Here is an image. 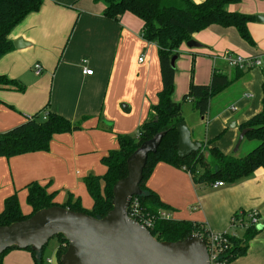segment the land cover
I'll use <instances>...</instances> for the list:
<instances>
[{"label": "crops", "instance_id": "crops-1", "mask_svg": "<svg viewBox=\"0 0 264 264\" xmlns=\"http://www.w3.org/2000/svg\"><path fill=\"white\" fill-rule=\"evenodd\" d=\"M104 8L93 0H43L37 12L10 32L12 50L0 58V76L18 81L24 89H0V133L43 109L81 123V129L53 136L46 152L0 158V213L13 194L19 205L20 197L26 204L25 187L30 183L48 186L60 205L78 201L91 210L84 179L106 173L101 160L118 149L117 137L133 136L157 104L162 89L157 47L142 39L140 19L129 13L118 21L108 19ZM227 10L254 17L247 25L254 45L245 43L234 28L212 25L194 34L192 40L201 47L183 44L174 62V103L181 102L191 81L208 85L213 70L231 77L235 69L222 59L226 51L241 57L264 55V0H241ZM257 16L262 17L260 23ZM35 65L42 70L38 76ZM84 69L92 74H83ZM243 72L211 100L204 119L191 103L183 104V120L193 141L215 140L212 145L223 154L234 152L240 126L261 110L263 71ZM213 185L194 184L190 174L164 163L157 164L145 182L173 209L171 219L198 223L212 234L240 238L243 231L232 230V217L256 211L262 230L250 241L246 255L228 264H264V170L233 184ZM49 260L56 264V255L55 262ZM3 264L33 260L30 252L13 249Z\"/></svg>", "mask_w": 264, "mask_h": 264}, {"label": "trees", "instance_id": "trees-1", "mask_svg": "<svg viewBox=\"0 0 264 264\" xmlns=\"http://www.w3.org/2000/svg\"><path fill=\"white\" fill-rule=\"evenodd\" d=\"M241 0H203L196 4L193 0H93L104 5L103 16L118 21L125 13L132 14L143 23L141 37L144 41L157 47L162 89L158 93V102L151 108L149 118L138 128L134 136H118V149L102 158L106 167L102 177L90 175L84 179L86 190L93 201L91 210H84L80 203L67 201L64 204L55 202V193H48V186L37 183L28 184L25 189L26 205L31 209L28 215L21 211L16 194L7 197L0 213V226H9L30 218L36 212L60 206L73 212H82L95 219H102L112 209V188L116 182L127 176L126 161L129 156L145 141L165 132L157 151L149 154L142 173L137 200L141 209L156 217L153 227L149 229L156 241L176 242L190 235L202 237L207 242L210 231L203 225L188 221H177L171 218L161 219V211L172 212L173 209L162 202L158 195L145 187V182L155 166L164 163L190 174L194 184H214L223 182L233 184L251 176L257 169L264 170V71L261 85V110L240 126V131L247 130L244 139L258 142V145L242 158L223 154L212 141H201L202 149L180 159L177 155L178 134L176 125L183 120V104L189 102L201 118H205L210 102L224 92L243 76V70L235 69L233 75L227 76L216 70L212 71L208 85H196L191 81L188 92L180 103L172 101L174 90L175 68L170 65L171 58L178 55L179 48L192 40L194 34L212 25L223 28H234L240 38L249 46L254 42L248 32L247 25L254 20L253 16L230 13L228 5L237 4ZM43 0H0V58L12 50L9 40L10 32L28 15L37 12ZM0 89H11L22 92L24 87L16 80L0 76ZM81 129V123L70 120L43 109L32 115L23 124L0 133V158L10 159L30 153L49 150L53 136L71 133ZM205 153L208 157H205ZM231 224L241 221L246 225L239 238L234 234H226V249L219 261L228 264L246 255L249 243L262 230V226L249 224V213L235 214ZM261 227L260 229H258ZM58 241L56 264L67 249V242L62 236L54 237ZM30 252L33 264H47L43 259V251ZM13 249L0 255V264L4 256Z\"/></svg>", "mask_w": 264, "mask_h": 264}, {"label": "water", "instance_id": "water-1", "mask_svg": "<svg viewBox=\"0 0 264 264\" xmlns=\"http://www.w3.org/2000/svg\"><path fill=\"white\" fill-rule=\"evenodd\" d=\"M261 19L256 17L258 23ZM185 45L189 49L201 47L194 40ZM176 59L177 56L171 58L172 67ZM176 131L180 159L202 149L201 142L192 140L185 121L176 125ZM246 133L247 130H243L239 134L234 152L238 151ZM164 135L162 132L143 142L129 156L127 176L113 186L112 209L102 219L60 206L42 209L27 220L0 226V255L9 249L29 248L38 253L60 235L67 242V249L59 258L60 264H210L202 237L190 235L176 242H159L127 215L130 200L142 193L140 183L147 157L157 151Z\"/></svg>", "mask_w": 264, "mask_h": 264}, {"label": "built area", "instance_id": "built-area-1", "mask_svg": "<svg viewBox=\"0 0 264 264\" xmlns=\"http://www.w3.org/2000/svg\"><path fill=\"white\" fill-rule=\"evenodd\" d=\"M222 59L227 62V64L233 69L239 70H249V69H261L264 71V55L256 56V57H241L238 55H233L230 52L226 51ZM142 61V58L139 59ZM42 72L41 67L39 65H35L34 67V74L36 76L40 75ZM83 74L91 75L92 71L84 69ZM29 119V117H27ZM224 186L223 182H215L213 187H222ZM127 215L128 217L134 221L135 223L141 225L142 227L146 228L147 230L153 227L154 221L156 219L155 216L146 214L140 207V204L136 197H133L130 200L129 206L127 208ZM158 217L161 219H169L170 215L168 212L161 211L158 213ZM230 221V226L232 228ZM234 228L243 229L246 225L242 224L241 221L234 222ZM249 224L250 225H257L258 224V214L256 211L249 212ZM233 230V228H232ZM234 234V233H233ZM236 235V234H234ZM226 234H212L207 238L206 246L209 254V261L210 264H222L219 259L221 254L226 249ZM47 264H53L51 260L47 261Z\"/></svg>", "mask_w": 264, "mask_h": 264}, {"label": "rangeland", "instance_id": "rangeland-1", "mask_svg": "<svg viewBox=\"0 0 264 264\" xmlns=\"http://www.w3.org/2000/svg\"><path fill=\"white\" fill-rule=\"evenodd\" d=\"M194 2V1H193ZM195 3V2H194ZM230 75V74H229ZM231 124V123H230ZM136 134V133H135ZM134 134V135H135ZM133 135V136H134ZM258 145V142L253 141V140H248V139H244L241 144L240 147L238 149L237 152H231L230 156H234L236 158H242L244 156H246L249 152H251L256 146ZM235 148V146H234ZM234 150V149H233ZM21 200V210L23 211V213H26L28 211V206L24 203V201H22V198L20 197ZM58 241L56 238H52L48 244L46 245L44 251H43V259L45 261H48L49 259H52L53 262H55V254L57 252V248H58ZM54 264V263H53Z\"/></svg>", "mask_w": 264, "mask_h": 264}]
</instances>
